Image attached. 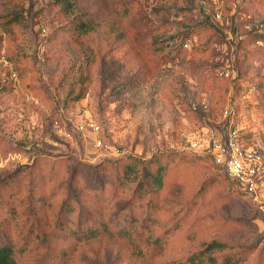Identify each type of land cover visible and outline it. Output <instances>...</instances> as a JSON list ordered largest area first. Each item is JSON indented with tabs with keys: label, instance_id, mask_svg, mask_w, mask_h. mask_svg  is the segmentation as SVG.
<instances>
[{
	"label": "rangeland",
	"instance_id": "1",
	"mask_svg": "<svg viewBox=\"0 0 264 264\" xmlns=\"http://www.w3.org/2000/svg\"><path fill=\"white\" fill-rule=\"evenodd\" d=\"M0 0V235L17 264H264V0ZM91 6L90 15L83 10ZM80 22L94 31L77 33Z\"/></svg>",
	"mask_w": 264,
	"mask_h": 264
},
{
	"label": "built area",
	"instance_id": "2",
	"mask_svg": "<svg viewBox=\"0 0 264 264\" xmlns=\"http://www.w3.org/2000/svg\"><path fill=\"white\" fill-rule=\"evenodd\" d=\"M215 163L243 192L257 199L264 188V153L246 147L237 132L214 150Z\"/></svg>",
	"mask_w": 264,
	"mask_h": 264
},
{
	"label": "trees",
	"instance_id": "3",
	"mask_svg": "<svg viewBox=\"0 0 264 264\" xmlns=\"http://www.w3.org/2000/svg\"><path fill=\"white\" fill-rule=\"evenodd\" d=\"M62 1L64 9L67 14H72L74 12L75 3H77L78 0H59ZM78 4V3H77ZM90 4L95 8V10H100L103 6L102 0H91ZM91 6L88 5L87 8L83 10L85 15H90L93 12L91 11ZM94 26H92L91 23L87 22H80L77 27L76 31L79 34L82 35H88L94 31ZM225 244L221 243H211L207 245L200 253L193 255L190 257L185 264H218L216 258H214V254L218 252H222L226 249ZM0 264H17L16 258H15V250L8 238H3V236L0 235ZM221 264H241L239 261H236L232 258H227L225 261H223Z\"/></svg>",
	"mask_w": 264,
	"mask_h": 264
}]
</instances>
